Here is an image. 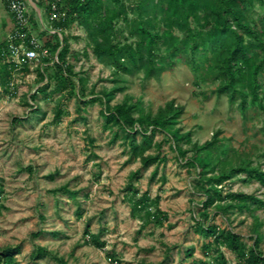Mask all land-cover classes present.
<instances>
[{
  "label": "rangeland",
  "instance_id": "rangeland-1",
  "mask_svg": "<svg viewBox=\"0 0 264 264\" xmlns=\"http://www.w3.org/2000/svg\"><path fill=\"white\" fill-rule=\"evenodd\" d=\"M248 1L241 3L247 22L263 34L264 4ZM127 5L133 4L127 1ZM128 13L132 22L136 13ZM44 20L47 22L46 15ZM119 27L125 34L118 41L133 43L130 24L121 22ZM155 28L165 35L167 29L159 20ZM35 29L45 45L47 37ZM65 37L70 45L69 63L77 75L74 81H83L85 98L58 92L57 82L51 81L47 92L51 97L39 94L31 101V96L50 81H42L41 75L52 73L51 61L41 60L18 71L7 91L0 84V251L20 247L21 253L15 257L19 264H61L58 259L66 264H222L217 254L204 248L211 239H203L195 231L196 222L203 218L204 199L195 188L199 171L186 163L194 144L202 146L217 134L219 146L228 151L234 167L244 162L264 171V109L249 104L244 112L239 104L232 106L227 96L215 93L217 83L197 81L184 64L160 79L117 73L96 57L87 31L77 23ZM181 37L178 30L167 36L168 40ZM165 51L161 49L162 54ZM109 97L112 108L123 103L135 106L136 119L181 111L174 129L191 135L190 144H181L186 158L179 155L165 132L158 131L145 156L161 153L167 161L159 165L153 180L157 165L143 168L141 158L132 156L122 138L124 132L117 126H106ZM59 105L68 114L55 124ZM116 132L120 139L114 141ZM137 142L141 144V135ZM136 171H141L140 177L131 182L130 175ZM130 184L140 192L137 199L148 193L151 200L136 219L132 216ZM64 187L77 193L76 198L58 192ZM230 190L264 201L262 185L244 174L225 185L224 192ZM157 197L159 208L169 217L162 227L146 225V218L156 211ZM209 222L238 233L249 247L255 230L264 238V209L256 206L243 213L231 211L226 217L212 208ZM143 224L146 228L141 230ZM100 231L104 248L89 243ZM36 233H41L39 238L32 237ZM38 246L58 259L33 260ZM190 249H194L193 257L186 255ZM260 250L264 253V239ZM222 252L228 264H240L235 254L225 248Z\"/></svg>",
  "mask_w": 264,
  "mask_h": 264
},
{
  "label": "trees",
  "instance_id": "trees-1",
  "mask_svg": "<svg viewBox=\"0 0 264 264\" xmlns=\"http://www.w3.org/2000/svg\"><path fill=\"white\" fill-rule=\"evenodd\" d=\"M127 1L133 5H127ZM248 0H71L66 3L68 18L66 21L57 22L54 26L63 31L70 30L74 24L84 28L93 42L96 57L105 65L116 69L117 73L129 76L143 74L144 78L160 79L168 71H173L178 64L187 65L202 83H217L215 93L218 96H227L232 106L239 104L242 111H247L248 105H257L264 109V33L257 32L247 22L241 3ZM264 4V0H259ZM136 13V18L129 22V10ZM160 21L167 29L160 34L155 28V22ZM126 22L131 26L130 35L134 39L130 45L118 41L119 36L125 32L119 23ZM182 32L181 38H170L173 31ZM56 37V38H54ZM45 46L50 50L52 57L57 54L50 75H41L42 81L50 79L40 87L36 94L31 96L35 102L39 94L46 98L51 88V81L57 82L55 89L58 92H68L71 96L78 95L81 99L86 97L82 80L76 84L77 75L69 63L70 45L68 38L63 34L62 40L52 36ZM8 48V42L0 44V84L9 90L15 74L26 70L28 66L18 69L13 63L5 61L3 52ZM165 48V54L161 49ZM44 61L49 62L50 59ZM120 81V80H117ZM124 90V88H121ZM78 92V94H77ZM109 96V95H108ZM95 102V100H92ZM111 98L106 100V126H117L124 132L122 137L134 158H141L142 167L149 168L157 165L151 178L158 175V167L165 163L167 158L161 153L145 156L151 149L153 139L158 131L165 132L169 139L175 143L176 150L182 158H186L187 151L182 143H191V135H181L174 129L177 117L181 111H169L167 115H160L153 119L134 116L135 106L123 103L114 108L110 106ZM39 115L38 110L34 111ZM68 114L61 106H57L54 123H61ZM137 126L139 128H137ZM151 129V130H149ZM150 133V134H149ZM141 135L142 142H137ZM214 139L200 146L194 144L191 148L192 156L187 161L190 168L198 169L197 188L202 196L203 218L196 222L195 231L203 239H211L205 245L207 253L218 255L222 264H228L222 249L235 254L240 264H264V253L260 250L263 235L255 230V239L252 246L245 244L243 237L232 230H223L216 224L209 222V210L215 208L223 216H228L231 211L241 213L248 211L252 206L264 209V201L253 195L234 193L231 190L224 192L225 185L240 175L247 179L259 182L264 188V171L261 168H252L249 164L242 163L233 166L228 160V151L220 147V142ZM120 139L118 132L114 133V141ZM161 149V146H157ZM226 157V158H225ZM224 158V159H223ZM141 171L130 175L133 182L139 179ZM54 179V177H52ZM165 179V178H164ZM128 190L133 197L132 216L138 218L139 214L151 203L148 193L140 192L130 184ZM76 198L77 193L70 192L66 187L58 192ZM137 199V200H136ZM160 198L155 200L156 211L152 217L146 218V225L154 224L162 227L169 217L159 208ZM143 224L141 230L146 228ZM104 230H102V233ZM141 232V231H140ZM90 234V233H87ZM41 233L33 234L39 238ZM56 235V234H54ZM91 245L104 248L105 242L99 235L90 237ZM194 249L187 251L188 257H193ZM0 264H19L15 257L21 253V248H5L0 251ZM33 260L44 257H54L51 252L43 247H36ZM61 264H66L58 259Z\"/></svg>",
  "mask_w": 264,
  "mask_h": 264
},
{
  "label": "built area",
  "instance_id": "built-area-1",
  "mask_svg": "<svg viewBox=\"0 0 264 264\" xmlns=\"http://www.w3.org/2000/svg\"><path fill=\"white\" fill-rule=\"evenodd\" d=\"M30 1L4 0L12 18L14 29L8 37V48L3 52V56L6 62L15 64L18 69L24 66L30 67L32 64L45 59H50L52 64L57 62V54L52 57L50 50L35 35V28L31 20ZM34 1L38 3L37 0ZM69 1L71 0H42L46 7L47 16L45 27H48L51 35H58L61 40L63 34H67L68 30L63 31L54 25L57 22L67 20L68 11L65 6ZM131 1L136 2L138 0Z\"/></svg>",
  "mask_w": 264,
  "mask_h": 264
},
{
  "label": "crops",
  "instance_id": "crops-1",
  "mask_svg": "<svg viewBox=\"0 0 264 264\" xmlns=\"http://www.w3.org/2000/svg\"><path fill=\"white\" fill-rule=\"evenodd\" d=\"M37 1L38 3L35 2L34 0L30 1L31 20L34 25V28L36 27L39 33L45 34L48 41L49 39H52V36L55 35H51L50 30H48V27L47 26L45 27V23H46V21L44 20V15H46L45 4L42 3V0H37ZM13 29H14V24L7 10V7L4 3V0H0V44L8 40V37L13 32ZM35 33H36V29H35ZM39 36L41 37L42 34H40Z\"/></svg>",
  "mask_w": 264,
  "mask_h": 264
}]
</instances>
